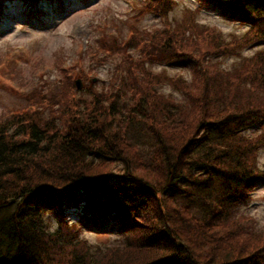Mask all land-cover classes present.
I'll return each mask as SVG.
<instances>
[{"label":"trees","instance_id":"16d2710c","mask_svg":"<svg viewBox=\"0 0 264 264\" xmlns=\"http://www.w3.org/2000/svg\"><path fill=\"white\" fill-rule=\"evenodd\" d=\"M195 1L179 21L167 18L177 0H143L125 33L101 31L91 58L113 63L99 91L89 76L76 89L63 65L40 98L0 81L23 103L0 121V264H264V231L231 212L264 182V0ZM10 2L0 0V17ZM210 6L245 32L228 40L200 23ZM146 14L163 24L141 26ZM11 55L0 69L10 81ZM167 82L179 97L162 91ZM68 208L81 225L112 221L123 240L93 247Z\"/></svg>","mask_w":264,"mask_h":264},{"label":"rangeland","instance_id":"374dc122","mask_svg":"<svg viewBox=\"0 0 264 264\" xmlns=\"http://www.w3.org/2000/svg\"><path fill=\"white\" fill-rule=\"evenodd\" d=\"M142 0H53L42 1L37 7L29 9L24 2L12 1L0 18V62L7 65L9 58L13 55H19L20 59L14 61L9 71L14 75L12 84L19 88V91L38 89L35 92L37 98L42 93L49 92L47 83L52 84L60 78V68L63 65L68 67L76 65L73 62L81 58V64L70 69L84 87L89 81L87 76L95 81L93 88L98 91L108 87L110 69L113 61H105L104 64L96 63L90 56V42L103 30L125 33L127 23L131 21L136 7ZM196 5L195 0H177L174 9L169 12L167 18L180 19L185 17L186 10L193 9ZM33 12V14L29 12ZM197 20L200 23L215 25L222 30L225 38L230 40L234 36L240 37L246 30V25L227 20L217 9L207 7L197 14ZM134 22V21H133ZM163 19L159 15L146 14L140 21L141 26L153 28L160 26ZM207 36V35H206ZM206 41H213L211 35L205 37ZM83 46L86 50L80 53L76 50ZM261 45H255L243 50V54H251ZM93 48V47H92ZM16 51V52H13ZM9 54L7 57L3 56ZM81 55V56H80ZM235 57H226L225 62L221 63L226 68L233 62ZM154 71L164 72L167 75L180 73L183 77L190 79L191 71L188 67L180 66H154ZM8 71V72H9ZM2 73V71L0 70ZM76 73V74H74ZM6 74V73H5ZM11 75V76H12ZM97 79V80H96ZM169 82L161 86L165 94L178 95L175 88H172ZM90 93V92H89ZM81 92L79 95L85 97V101L80 106L87 108L84 104L90 105L92 94ZM20 94L10 92L4 85H0V121L7 119L10 115V109L19 107L21 103ZM253 133H259V130H252ZM261 148L257 154L258 167H264V144L260 142ZM77 209V208H76ZM68 208L69 217L78 220L79 209ZM45 218L52 226L56 224V216L51 209H44ZM235 216L242 214L264 231V182L259 183L254 190L250 191L248 198L244 203H239L233 208ZM113 223V222H109ZM115 226H92L82 225L79 229L80 237H83L93 247H105L122 241V234Z\"/></svg>","mask_w":264,"mask_h":264},{"label":"water","instance_id":"95a60500","mask_svg":"<svg viewBox=\"0 0 264 264\" xmlns=\"http://www.w3.org/2000/svg\"><path fill=\"white\" fill-rule=\"evenodd\" d=\"M78 81V80H77ZM81 86V84L80 83H77V87H80Z\"/></svg>","mask_w":264,"mask_h":264}]
</instances>
